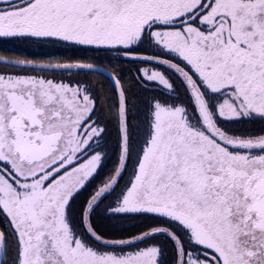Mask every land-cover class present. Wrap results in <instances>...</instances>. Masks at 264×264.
Returning <instances> with one entry per match:
<instances>
[{"label": "snow or ice", "instance_id": "obj_1", "mask_svg": "<svg viewBox=\"0 0 264 264\" xmlns=\"http://www.w3.org/2000/svg\"><path fill=\"white\" fill-rule=\"evenodd\" d=\"M0 264H264V0H0Z\"/></svg>", "mask_w": 264, "mask_h": 264}, {"label": "flooded vegetation", "instance_id": "obj_2", "mask_svg": "<svg viewBox=\"0 0 264 264\" xmlns=\"http://www.w3.org/2000/svg\"><path fill=\"white\" fill-rule=\"evenodd\" d=\"M67 51L62 48H47L39 46L23 47L17 42H12L6 38H0V55L15 58L20 56L21 58L29 59H46L49 56H65L68 55Z\"/></svg>", "mask_w": 264, "mask_h": 264}]
</instances>
